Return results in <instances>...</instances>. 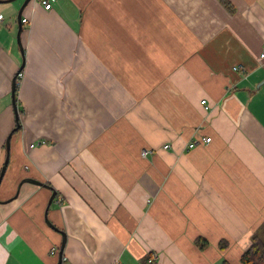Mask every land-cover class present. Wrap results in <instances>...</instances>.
I'll list each match as a JSON object with an SVG mask.
<instances>
[{"label": "crops", "instance_id": "crops-1", "mask_svg": "<svg viewBox=\"0 0 264 264\" xmlns=\"http://www.w3.org/2000/svg\"><path fill=\"white\" fill-rule=\"evenodd\" d=\"M225 1L31 0L23 60V0L0 3V264H57L48 222L61 264H221L264 240V0ZM25 178L46 187L14 198Z\"/></svg>", "mask_w": 264, "mask_h": 264}, {"label": "water", "instance_id": "water-1", "mask_svg": "<svg viewBox=\"0 0 264 264\" xmlns=\"http://www.w3.org/2000/svg\"><path fill=\"white\" fill-rule=\"evenodd\" d=\"M15 0H4V1H0V3H9V2H13ZM31 0H24L22 5L20 6L19 10H18V14H17V23H18V34H17V39H18V45L20 47V52H21V55H22V60L24 59V56H23V50L21 49V46H20V41H19V36H20V33L22 31V23H21V16H22V11L23 9L27 6V4L30 2ZM23 66H24V62L22 61V64L20 66V70L19 72L23 69ZM16 77L12 80V89H11V100H12V106L14 108V112H15V117H16V127L14 129V131H17L20 129V124L18 122V113H17V106H16V94H15V90H16ZM10 138H11V134L8 136L6 142H5V149H6V159L4 161V165L1 169V172H0V182L5 174V171H6V167H7V164H8V154H9V145H10ZM24 183H30V184H34V185H37V186H42V187H46V185H44L43 183L39 182V181H36L34 179H31V178H25L23 180L20 181V183L18 184L17 186V190H16V194L14 196V198H16L19 194V190L22 186V184ZM55 198V192L53 191L52 192V195L50 197V200L48 201V205H47V208H46V212L50 206V204L52 203L53 199ZM48 222V221H47ZM49 226L56 232H59L61 235H62V243H61V247H60V250H59V260H58V263L57 264H61V261H62V254H63V248H64V244H65V235L63 232L59 231L58 229L54 228L49 222H48Z\"/></svg>", "mask_w": 264, "mask_h": 264}, {"label": "trees", "instance_id": "trees-1", "mask_svg": "<svg viewBox=\"0 0 264 264\" xmlns=\"http://www.w3.org/2000/svg\"><path fill=\"white\" fill-rule=\"evenodd\" d=\"M223 5H225L229 10L230 7L225 0H220ZM197 246L202 249L206 245V242L203 240H196ZM227 244L225 242H221L219 244L220 247L225 248ZM148 257L143 264H153L148 263ZM221 264H231L227 260H222ZM239 264H264V243L257 236H254L251 241L249 247L243 252L239 259Z\"/></svg>", "mask_w": 264, "mask_h": 264}, {"label": "built area", "instance_id": "built-area-1", "mask_svg": "<svg viewBox=\"0 0 264 264\" xmlns=\"http://www.w3.org/2000/svg\"><path fill=\"white\" fill-rule=\"evenodd\" d=\"M54 1H55V0H40V4H41V6L43 7L44 10L49 11V10H51L52 3H53ZM2 19H3V17H2V15H0V23H1ZM22 22L24 23V22H26V20L23 19ZM259 57H260V59H263V60H264V44H263V46H262V48H261V51H260V55H259ZM22 76H23V74L20 72V73L17 74L16 78H17V79H21ZM203 103H205L204 100L201 101V104H203ZM210 141H211L210 138H202V143H204V144H208ZM197 143H198V141H195L194 143L190 144V145H189V148H193ZM31 147H33V146H31ZM169 148H170L169 145H164V146H163V149H164V150H168ZM148 152H149V151H147V150H142V151H141V154H142L143 156H145L146 154H148ZM155 260H157V257H156L155 255L152 254V255L150 256V258L148 259V263H153Z\"/></svg>", "mask_w": 264, "mask_h": 264}, {"label": "rangeland", "instance_id": "rangeland-1", "mask_svg": "<svg viewBox=\"0 0 264 264\" xmlns=\"http://www.w3.org/2000/svg\"><path fill=\"white\" fill-rule=\"evenodd\" d=\"M16 1V0H15ZM24 1V0H23ZM23 3V2H22ZM22 5V4H21ZM260 238H264V236H260ZM262 242L264 243V240H262ZM249 246L250 243H245L244 246ZM230 254V253H229ZM228 254V255H229ZM239 254L235 255V256H231L229 259H228V262H230L231 264H239Z\"/></svg>", "mask_w": 264, "mask_h": 264}]
</instances>
